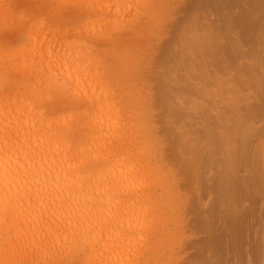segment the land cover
Wrapping results in <instances>:
<instances>
[{
	"label": "bare ground",
	"instance_id": "1",
	"mask_svg": "<svg viewBox=\"0 0 264 264\" xmlns=\"http://www.w3.org/2000/svg\"><path fill=\"white\" fill-rule=\"evenodd\" d=\"M167 1L0 0V264L175 263L178 189L194 225L204 200L183 101L223 84L236 0L190 5L153 53Z\"/></svg>",
	"mask_w": 264,
	"mask_h": 264
},
{
	"label": "rangeland",
	"instance_id": "2",
	"mask_svg": "<svg viewBox=\"0 0 264 264\" xmlns=\"http://www.w3.org/2000/svg\"><path fill=\"white\" fill-rule=\"evenodd\" d=\"M197 1H167L163 27L150 52L169 39ZM22 14L27 15L26 9L13 13L17 19ZM227 14L232 23L222 22L227 38L217 40L220 51L225 45L233 49L217 54L225 60L220 65L225 67L224 78L219 80L223 84L209 85L210 96L198 98L192 93L191 99L183 101L191 114L186 121L191 133L188 160L196 171L197 193L204 200L197 203L200 216L194 225L188 214V195L178 189L184 201L182 238L174 251V264H264V0H236ZM212 91L219 92L217 100ZM159 207L169 213L166 202L161 201Z\"/></svg>",
	"mask_w": 264,
	"mask_h": 264
}]
</instances>
